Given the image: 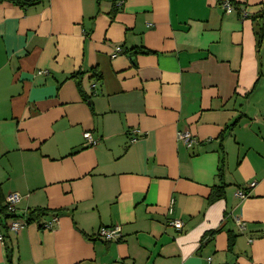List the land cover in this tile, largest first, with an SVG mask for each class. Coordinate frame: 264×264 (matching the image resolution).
I'll use <instances>...</instances> for the list:
<instances>
[{
  "label": "crops",
  "instance_id": "crops-1",
  "mask_svg": "<svg viewBox=\"0 0 264 264\" xmlns=\"http://www.w3.org/2000/svg\"><path fill=\"white\" fill-rule=\"evenodd\" d=\"M262 11L264 0L0 3L2 206L18 194L13 219L42 209L40 225L62 211L16 234L0 214V264L6 246L11 264H264ZM114 226L119 240L96 236Z\"/></svg>",
  "mask_w": 264,
  "mask_h": 264
},
{
  "label": "trees",
  "instance_id": "trees-1",
  "mask_svg": "<svg viewBox=\"0 0 264 264\" xmlns=\"http://www.w3.org/2000/svg\"><path fill=\"white\" fill-rule=\"evenodd\" d=\"M41 1H43V0H0V3L6 2V3L12 4L13 6H16V7H18V8H20V9L25 11L27 8H29V7H31V6H33L35 4H38ZM258 19L260 20V28H259L257 45L260 46L264 42V11L260 12V14L258 15ZM130 53H134V54L135 53L150 54L151 52L143 49V50H140V51L131 50ZM90 73H91L90 78L93 79L94 82H96V83L99 82L100 83L101 76H100L99 72L96 71L95 69H92L90 71ZM83 76H84L83 73L77 72V73H74V74L70 75L69 78L74 80L76 88H77L82 100L88 103V102H90L91 94L87 95L84 92V90H83V87H82V78H83ZM233 126H234V124L224 128V130L222 131V133L218 137V140H219L220 143L223 140L224 133L226 131H228L229 129H231ZM222 160H223V158L221 159V164H222ZM222 196H223V189L222 188L212 189V191L210 193V196L208 198V202L216 201L217 199L221 198ZM60 212H62V211H55L52 214V217L53 216L57 217ZM0 214L4 215L5 218H7V219L8 218H11V219L14 218L13 215H10V214H8L6 212L5 205L2 206V199L1 198H0ZM47 215H48V212L45 211V210H42V209L29 211L27 216H26V218H25V224L36 223V224H38V226L40 228H43L44 225H40L39 224V220L41 218L47 216ZM228 246H229V249H230L231 246H232L231 240H230ZM5 249H6V252H7V256H6L7 264H11L10 248L6 246Z\"/></svg>",
  "mask_w": 264,
  "mask_h": 264
},
{
  "label": "built area",
  "instance_id": "built-area-1",
  "mask_svg": "<svg viewBox=\"0 0 264 264\" xmlns=\"http://www.w3.org/2000/svg\"><path fill=\"white\" fill-rule=\"evenodd\" d=\"M222 9L225 13H230L232 11V7L229 2L224 1L222 3ZM119 49H116V53H119ZM83 138L87 145L93 146L95 145L96 141L92 139L90 133H83ZM177 138L180 140L186 147H191L195 143L194 136L189 131H182L177 133ZM133 141V140H132ZM255 183H249L248 187L252 188L254 187ZM236 195L240 198H245L246 194L244 192H236ZM20 197L18 194H9L5 198V207L6 212L10 215L14 216L15 213V205L19 201ZM57 217L53 216L51 219L44 225L45 229H50L52 223L56 222ZM237 227L240 231L244 230V223L236 220ZM170 226H172L176 230H180L182 227V223L179 221H171L169 223ZM26 226L25 222L18 221L15 219H10V222L8 224L9 231L13 234L18 233L21 229H23ZM96 236L99 239H102L106 242L110 241H117L121 238V230L119 226H114L110 228H100L96 232ZM0 241H2V238L0 237Z\"/></svg>",
  "mask_w": 264,
  "mask_h": 264
}]
</instances>
